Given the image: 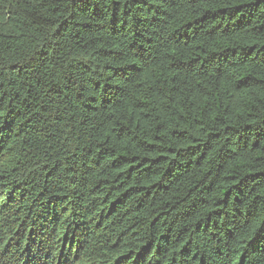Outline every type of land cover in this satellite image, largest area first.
Instances as JSON below:
<instances>
[{"label":"trees","instance_id":"obj_1","mask_svg":"<svg viewBox=\"0 0 264 264\" xmlns=\"http://www.w3.org/2000/svg\"><path fill=\"white\" fill-rule=\"evenodd\" d=\"M0 264H264V0H0Z\"/></svg>","mask_w":264,"mask_h":264}]
</instances>
